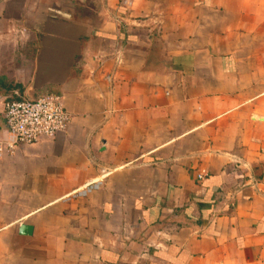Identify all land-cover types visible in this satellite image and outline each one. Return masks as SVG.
<instances>
[{
    "label": "crops",
    "instance_id": "1",
    "mask_svg": "<svg viewBox=\"0 0 264 264\" xmlns=\"http://www.w3.org/2000/svg\"><path fill=\"white\" fill-rule=\"evenodd\" d=\"M50 94L67 132L0 159V264H264V0H0V141Z\"/></svg>",
    "mask_w": 264,
    "mask_h": 264
},
{
    "label": "built area",
    "instance_id": "2",
    "mask_svg": "<svg viewBox=\"0 0 264 264\" xmlns=\"http://www.w3.org/2000/svg\"><path fill=\"white\" fill-rule=\"evenodd\" d=\"M4 119L11 140L0 141V159L12 155L18 146L32 145L65 134L71 124L63 98L52 94L35 100L6 102ZM97 188V184L87 185L78 195L85 196Z\"/></svg>",
    "mask_w": 264,
    "mask_h": 264
},
{
    "label": "water",
    "instance_id": "3",
    "mask_svg": "<svg viewBox=\"0 0 264 264\" xmlns=\"http://www.w3.org/2000/svg\"><path fill=\"white\" fill-rule=\"evenodd\" d=\"M21 232L23 234H28L29 235L32 232V229H31V227H22Z\"/></svg>",
    "mask_w": 264,
    "mask_h": 264
}]
</instances>
